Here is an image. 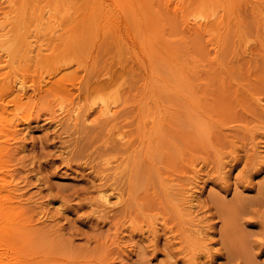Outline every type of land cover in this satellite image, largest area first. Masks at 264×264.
<instances>
[{"label":"rangeland","instance_id":"rangeland-1","mask_svg":"<svg viewBox=\"0 0 264 264\" xmlns=\"http://www.w3.org/2000/svg\"><path fill=\"white\" fill-rule=\"evenodd\" d=\"M136 1H101L110 20L86 26L89 0H65L53 40L29 16L44 46L22 77L37 96L0 99V127L22 105L33 130L0 137L21 203L0 238L6 264H264V0H214L221 18L201 29L187 20L202 0ZM114 97L104 118L97 106ZM62 103L89 121L58 116ZM108 184L124 191L113 210L97 192ZM192 221L210 234L196 239Z\"/></svg>","mask_w":264,"mask_h":264},{"label":"bare ground","instance_id":"bare-ground-1","mask_svg":"<svg viewBox=\"0 0 264 264\" xmlns=\"http://www.w3.org/2000/svg\"><path fill=\"white\" fill-rule=\"evenodd\" d=\"M38 1L39 0H0V6H2V5H7V7H8V9H3V11L0 13V99L2 98H7V97H9V96H12L13 95V97H14V100H21V101H25L26 99L28 100V99H30L31 97H33L35 94H34V92H36V90L37 89H39V88H33V86H35V85H31L32 84V82L34 81L33 79H32V81L31 80H25L24 78L26 77V75H24L23 77H22V75H23V73L25 72V71H28V70H30L31 69V66H32V64H33V62L35 61V57L36 56H38V54H40L41 52H43V46H44V44H43V42H41V41H43V39H41V41H40V39H37V40H35V38H34V34L33 33H35V32H33L31 29H32V27L31 26H33L32 24H31V26H30V24L29 23H31V20L33 19L35 22H36V26L38 25V27L40 26L41 28H45V31H43L41 28L39 29L40 31H38L37 32V30H35V28L33 29V30H35L39 35H40V33H41V35H46V34H52L53 33V36H52V40L54 39L53 37L55 36L54 34L57 32V28L60 26V23H59V20H60V15L63 13V10H62V8H63V6H65V0H47V2L45 1V3H47V5L45 6V7H42V6H44L43 4H41L42 6H40V4L38 3ZM44 1V0H43ZM101 1H103V0H101ZM100 0H89V4L91 3V7H89L88 9V12H87V14H86V16H87V18L86 19H84L83 20V22L86 20L88 23H86V21H85V25L87 26V24H89L90 25V23L92 22V23H94V19H95V16L97 17V18H102V19H104V20H106L107 22L110 20L109 18H110V13H108L104 8H103V2H101ZM115 1V3H117V5L118 6H120V5H124V6H126V7H130V5L131 6H133V3L132 4H130L131 2H129V0H114ZM129 3H128V2ZM132 1V0H131ZM138 1V0H137ZM137 1H136V3H137ZM173 1V0H172ZM171 1V2H172ZM199 1H201V0H199ZM213 1L214 0H212V2H211V0H202V5L200 6L201 7V10H200V7H199V10H197L195 13L196 14H194V17L192 18V19H189V20H187V24H189V25H194V27L196 26V28H198V29H201V27H204V25H207L208 26V24L210 23V18L212 17V20L215 18H217V17H220L221 16V13H220V15H218V13L219 12H216L215 10H213L214 9V7L216 8V6L218 5L217 4V2H214L213 3ZM216 1V0H215ZM42 2V1H41ZM128 4H130V5H128ZM135 2V1H134ZM174 2V1H173ZM139 1H138V6H139ZM214 4V7H213V5L212 4ZM2 4V5H1ZM145 4V3H144ZM198 4H201V2H199ZM197 4V5H198ZM217 4V5H216ZM137 5V4H136ZM196 5V6H197ZM212 5V6H211ZM90 6V5H89ZM170 6V5H169ZM219 6H220V4H219ZM222 6V5H221ZM221 6L220 7H218L217 9V11H219V10H221ZM126 7H124V9H126ZM3 8V7H2ZM2 8H0V9H2ZM67 8V7H66ZM132 8V7H131ZM130 8V9H131ZM211 8V10H213L212 12L211 11H207V10H209ZM213 8V9H212ZM223 8H225V7H223ZM222 8V9H223ZM128 9V8H127ZM126 9V10H127ZM125 10V11H126ZM136 11V8H132L131 9V11H133V12H131L132 14H134L135 13V11ZM32 11V14H29L30 12ZM84 11V13H83V17H84V14L86 13V11H85V9L83 10ZM124 11V12H125ZM128 11V10H127ZM130 11V10H129ZM140 11V10H139ZM222 11V10H221ZM136 12H138V11H136ZM126 13V12H125ZM124 13V14H125ZM130 13V12H129ZM130 13V14H131ZM127 14V13H126ZM131 14V15H132ZM137 14V13H136ZM135 14V16L136 17H138L137 15ZM31 15H33V17L31 16ZM130 15V16H131ZM29 16H31V18L32 19H30L29 18ZM128 16V15H127ZM132 16H134V15H132ZM131 16V17H132ZM129 17V16H128ZM127 17V18H128ZM139 17H141L140 15H139ZM138 17V18H139ZM221 18V17H220ZM101 19V20H102ZM140 19V18H139ZM219 18H217L216 19V22H217V20H218ZM103 20V21H104ZM118 20V19H117ZM116 20V21H117ZM141 20V19H140ZM212 20H211V22H212ZM82 21V20H81ZM133 21V20H132ZM34 22V23H35ZM134 22V21H133ZM38 23V24H37ZM215 23V22H214ZM98 24V23H97ZM100 24V23H99ZM98 24V25H99ZM111 24H113V23H111ZM127 24V23H126ZM97 25V26H98ZM192 25V26H193ZM209 26H210V24H209ZM209 26H208V28H209ZM211 26H212V24H211ZM213 26H215V24L213 25ZM30 27H31V29H30ZM49 27V30L48 31H46V28H48ZM82 27H83V25H82ZM90 27V26H89ZM101 27V26H100ZM112 27H114L113 25H112ZM188 27V26H187ZM189 27H191V26H189ZM200 27V28H199ZM83 28H86V29H88V27H83ZM105 28V27H104ZM205 28V27H204ZM36 29H37V27H36ZM90 29V28H89ZM105 29H107V28H105ZM190 29V28H189ZM192 30H194V29H192ZM40 32V33H39ZM36 34V33H35ZM37 34V35H38ZM35 36V37H37L38 38V36ZM49 36V35H48ZM97 36V35H96ZM96 36H94V37H96ZM39 37H41V36H39ZM56 37V36H55ZM42 38V37H41ZM42 54V53H41ZM40 54V55H41ZM20 63V66H19V68H17V64L16 63ZM32 68H33V66H32ZM65 70V69H64ZM62 71V70H61ZM29 72V71H28ZM26 74V73H25ZM29 74H30V72H29ZM34 74V73H33ZM28 75V74H27ZM29 76H31V75H29ZM35 77V76H34ZM33 77V75H32V78H34ZM60 78H59V80H61L62 79V81L64 80V81H66V80H69V79H72V77L71 76H69V75H66V74H63V75H60L59 76ZM53 79V78H52ZM48 80V78L47 77H43V79H41L40 81H39V83L40 84H45V82H48L47 81ZM58 80V81H59ZM30 81H31V84H30ZM54 80H52V82H53ZM51 82V81H50ZM51 82V83H52ZM55 83L57 82V81H54ZM59 83V82H58ZM62 83V82H61ZM34 84H35V82H34ZM43 84V85H44ZM47 85H48V83H46ZM46 86V85H45ZM39 87V86H38ZM37 92H38V90H37ZM39 92H40V90H39ZM38 94V93H37ZM37 95H35V97H36ZM119 99H116L115 97L113 98V99H102L100 102V106H99V104H98V106H97V109L98 108H100L99 109V114L100 115H104V116H108V117H112V116H110V115H113L114 113H113V111H116V104H117V106L119 105ZM61 103V102H60ZM99 103V102H98ZM63 104V105H62ZM61 104V106L59 107V109H56V111H62L61 112V114H60V112H59V114H58V116L59 115H62L63 113H67L65 116L67 117V115H68V120L69 119H75V120H77V119H79L80 118V120L82 121V119H84L85 121H89V118H90V114H88V113H83V115L80 113V111H79V108H78V106L77 105H73L72 107H67V108H65L66 106L64 105V103H62ZM97 104V102L95 103V105ZM59 105V104H58ZM114 106H115V109H114ZM92 107V106H91ZM94 108H95V106H93ZM92 107V108H93ZM58 108V107H57ZM4 110H6V114H7V119H6V125H4V126H2V127H0V137H2L3 135L4 136H8L7 138H9L10 136L13 138V139H16V138H19V137H21L22 135H25V134H27V135H32L33 134V130H32V127H31V124L29 123V113H28V111H27V113H26V111L24 112V108L22 107V105L20 106H16V107H14V108H12L11 110H9L8 111V108H3ZM88 110H91V109H89L88 108ZM94 110V109H93ZM57 112V113H58ZM89 112V111H88ZM90 113V112H89ZM113 113V114H112ZM63 115V116H64ZM56 116V115H55ZM58 116L55 118L54 117V119L56 120H58ZM83 116V117H82ZM101 116V117H102ZM103 116V117H104ZM60 117H62V116H60ZM85 117V118H84ZM63 118V117H62ZM77 118V119H76ZM82 118V119H81ZM104 118H106V117H104ZM108 119V118H107ZM60 120V119H59ZM73 121V122H76V121ZM79 120V121H80ZM65 121H67V120H65ZM70 121V120H69ZM72 121V120H71ZM78 121V120H77ZM93 121V120H92ZM61 122H62V119H61ZM60 122V123H61ZM83 123H84V121H82ZM57 123H58V125L60 124L58 121H57ZM53 124H56L54 121H53ZM57 125V126H58ZM54 126H56V125H54ZM121 130V129H120ZM120 130H119V132H120ZM121 132H122V130H121ZM123 132H125V131H123ZM123 132H122V134H123ZM120 134V133H119ZM125 134V136H126V132L124 133ZM28 136V137H29ZM118 136H120V135H118ZM123 137V136H122ZM25 138V137H24ZM126 138V137H125ZM7 140V139H6ZM120 142H122V143H120L119 142V144H125L126 145V143L128 144V142H125V141H122V140H119ZM2 151H3V149H2ZM1 148H0V158H1ZM110 162H112V161H110ZM109 162V163H110ZM112 164H113V162H112ZM112 164H108L109 166H111ZM116 165H118V164H116ZM119 166V165H118ZM116 167V168H119V167ZM112 167V166H111ZM110 167V168H111ZM113 167H115L114 165H113ZM112 167V168H113ZM111 168V169H112ZM110 169V170H111ZM109 170V169H108ZM115 171H117V170H115ZM10 176H8V175H5V173L4 174H2V173H0V201L1 200H3L4 201V203H0V238H2V236H4V237H6V236H8V235H10L11 234V232H13L14 231V229H15V226L16 225H18L19 224V222H17V219H16V213H14L13 214V212L12 211H15V210H18L19 211V209L21 208V203H20V200L19 199H17V196H18V194H16V191H17V188L15 187V184L13 183L14 181H15V178H9ZM109 186H106L105 187V185L102 187L101 186V188L100 189H98V194H99V198L101 199V201H100V204H101V202H102V204L104 205V206H106V207H109L110 208V210H113L112 208L115 206V204H120V202L122 203V201H124V198H122L123 197V194H124V191H118V189H114L113 187H111V184H108ZM113 186V185H112ZM115 187H116V185H115ZM118 187V186H117ZM196 191H198V189L196 190ZM187 192V195H186V193H185V195H186V197L188 198V203L190 204V208H191V211L188 213V210H187V212H185V213H188L187 215H192V214H194L195 215V213H193V211H192V209L194 210V204H197V203H194V201H195V199H194V195L196 194H194V193H191V192H193V190L192 191H186ZM199 192H200V189H199ZM198 192V193H199ZM261 192V191H260ZM175 193H177V192H175ZM180 193H182V192H180ZM97 194V195H98ZM184 195V196H185ZM197 195V194H196ZM176 196H179L178 194L176 195ZM19 197H21L20 195H19ZM98 197V196H97ZM197 197H201L200 195L199 196H197ZM178 198V197H177ZM185 198V197H184ZM184 198H183V201H184ZM186 198V199H187ZM198 198V199H199ZM21 199V198H20ZM99 199V200H100ZM201 199V198H200ZM19 200V201H18ZM200 201V200H199ZM199 201H197L196 200V202H199ZM182 203V202H181ZM184 203V204H183ZM182 204L184 205V206H186V204L185 203H187V200H186V202H183ZM194 203V204H193ZM116 205V206H117ZM194 205V206H193ZM187 206H189V205H187ZM102 207V206H101ZM105 207V208H106ZM196 207H199V206H197L196 205ZM195 207V210H196V212L197 211H200V210H198V209H202V208H204V206L203 207H201V208H196ZM104 208V209H105ZM109 208H108V210H109ZM185 208H188V207H185ZM103 209V210H104ZM189 209V208H188ZM195 210H194V212H195ZM107 211V210H106ZM203 211V210H202ZM201 212V211H200ZM204 212V211H203ZM206 212V211H205ZM183 214V213H181V214H183V218L185 219V218H188L187 216H186V214ZM200 214H202V213H199L198 215H200ZM181 216V215H180ZM196 216V215H195ZM221 216V215H220ZM192 217V216H191ZM200 217V216H199ZM198 217V218H199ZM182 218V219H183ZM193 218V217H192ZM192 218H191V220H192ZM196 218L197 217H195V218H193V220H195L196 221ZM183 219V220H184ZM200 219V218H199ZM190 220V221H191ZM184 221H186V220H184ZM194 221V222H195ZM200 221V220H199ZM24 222V221H23ZM193 222V221H192ZM193 222V223H194ZM20 223H22L21 221H20ZM226 223H228V222H226ZM225 223V224H226ZM195 224V223H194ZM198 223H196L195 225L196 226H198L197 225ZM224 225V224H223ZM226 225H228V224H226ZM225 225V226H226ZM200 226H201V224H200ZM213 227V226H212ZM224 227V226H223ZM226 227H229V225L228 226H226ZM197 229H196V231L194 232V235H195V237H196V239H203V236L205 235V234H208L209 232L206 230V228L204 229V230H206L207 231V233H205V231L203 230V228H199V226L198 227H196ZM232 228V227H231ZM224 229H225V227H224ZM234 228H232L231 230H233ZM228 230H230V228L228 229ZM230 230V231H231ZM193 232V231H192ZM212 233V232H211ZM227 234L229 233V232H226ZM210 234V233H209ZM224 234H225V232H224ZM233 234V232L230 234H228V235H232ZM227 235V236H228ZM209 236V235H208ZM211 236V235H210ZM230 238H229V241H230V239L232 238L231 236H229ZM206 239V238H205ZM255 241H257V240H255ZM206 242V241H205ZM226 242V241H225ZM203 244H205L204 243V240H203V242H202ZM201 243V244H202ZM256 243H258L259 245H260V247H261V244H260V242L258 241V242H256ZM255 243V244H256ZM207 244V243H206ZM205 244V245H206ZM234 245V244H233ZM254 245V244H253ZM196 246H197V248H198V246H199V249H195L196 251L197 250H199V252H198V254L197 255H200L201 253H200V248H202V250L205 252V251H207V249L208 248H206V250H204L203 249V246L202 247H200V244H196ZM196 246H193V249H194V247H196ZM238 245H235L234 246V249H238V247H237ZM256 246V245H255ZM206 247V246H205ZM236 247V248H235ZM191 248H192V246H191ZM223 249H224V247H222ZM192 249V250H193ZM211 249V248H210ZM228 249V248H227ZM195 250H193V251H195ZM209 250V249H208ZM212 250H213V248H212ZM231 250H232V246H231ZM192 251V252H193ZM203 251H201L203 254H204V252ZM215 251V250H214ZM220 251L222 252V249H220ZM219 251V252H220ZM226 253H229V249L228 250H224ZM228 251V252H227ZM2 252V251H1ZM208 252V251H207ZM206 252V253H207ZM215 252H217V253H219L217 250L215 251ZM3 253L4 252H2V253H0V264L1 263H4V264H6L4 261H3ZM6 253V252H5ZM200 253V254H199ZM216 253V254H217ZM224 253V252H223ZM225 253V254H226ZM212 254H213V251H212ZM205 255V254H204ZM209 255V254H208ZM203 256V255H202ZM202 256H200V257H202ZM205 257V256H204ZM206 257H207V254H206ZM216 257V256H215ZM214 257V258H215ZM243 257L245 258L246 256H244L243 255ZM15 258V257H14ZM13 258V259H14ZM213 258V256H212V259L213 260H215V259H217L218 257H216L215 259ZM244 258H243V261L241 260V262H243V264L245 263H247L248 264V262L246 261L247 260V258H245L246 260H244ZM228 260L230 259V257L229 258H227ZM17 261H18V259H16ZM233 259H231V261H232ZM3 261V262H2ZM13 261H15V259L13 260ZM244 261H246V262H244ZM248 261H250L249 259H248ZM19 262V261H18ZM241 262H239V263H241ZM11 263H13V264H17V262H10V263H7V264H11ZM19 263H21V262H19ZM18 263V264H19Z\"/></svg>","mask_w":264,"mask_h":264}]
</instances>
